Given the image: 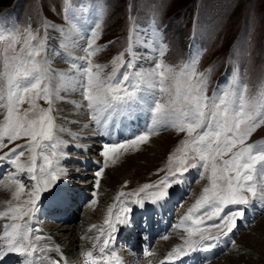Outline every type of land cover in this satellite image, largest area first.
<instances>
[{
  "label": "rangeland",
  "instance_id": "obj_1",
  "mask_svg": "<svg viewBox=\"0 0 264 264\" xmlns=\"http://www.w3.org/2000/svg\"><path fill=\"white\" fill-rule=\"evenodd\" d=\"M68 9H72L73 11L69 12ZM69 16L72 17L71 20L68 19ZM80 21H85L82 24H84L86 28L77 30L80 33L82 53V56L79 55L77 57V54L75 55L74 53L75 50L72 51L69 47V50H66V46L60 48L58 36L64 35L66 37L65 34L73 32V26L79 25ZM135 25H140L142 27L143 31L140 34L147 38L150 43L152 50L149 51V49H146L144 52L149 53V55L153 54V58H155L157 62L162 63L161 71L164 67H168L179 72L185 65L194 62L196 73L204 74L206 81L204 92L208 98L211 99L216 95H222L225 90L243 92L245 98L250 102L264 97V0H0V37H2L0 38V73L5 71L6 57L9 65L19 67L21 71H23L25 67H30L28 54L31 52L34 53L37 61L46 62L49 75L44 82L53 90L51 88L50 79L52 77L55 78L57 76L56 74L69 70L68 72L71 73V76L73 75V77H76L74 76L75 73L73 70H78L81 65L87 66L86 61L80 60L79 57H87L88 54L84 49L89 43V38L92 37L95 39V46L91 49L93 55L88 57V59L91 60L93 65L100 64L103 66L101 76L105 81L112 75L114 68L118 69L116 79H122V73L129 70L120 67L121 60L128 61L131 59L134 61L136 71H144V69L139 67L140 63L145 67L149 66L148 62H140L135 57V53L138 50L143 52L142 49L135 47L133 44L134 32H132V29ZM16 29H19L20 33L17 36L18 42L10 48L9 45L12 44L11 35L16 33ZM25 29L29 31H24ZM130 33L131 39L129 38ZM25 39L29 40L30 43L25 44ZM161 52H163L162 56L160 55ZM14 56L17 57L16 60L12 59ZM73 65L77 66L74 68ZM69 66L71 67L70 69L66 68ZM154 66L155 65L152 63L151 68ZM70 70H72V72ZM78 75V79L82 81L79 72ZM4 79L6 78L0 77V80ZM136 82L137 81L130 80L128 83L131 85ZM166 86L169 87L174 95L176 82L171 79L166 80ZM132 90V88H129V91ZM0 95L4 96V99L0 100V105H5L7 103L6 91L0 92ZM23 95H31L34 103L38 106L36 109L29 112V119H37L40 114L39 109L49 108L46 98H37L35 93ZM157 99L163 104L166 100L170 99V97L157 93ZM151 103L154 106V102ZM82 105V109H85L87 112L88 124L94 133L93 137L90 135L87 137L85 134H82L77 138L76 142H72L66 149H62L61 147L64 146L62 142L65 140L61 138L63 134H60L58 130L60 129V121H64L65 119L62 117L63 115H61L60 104L58 105L54 99L52 104L53 111L50 113V115L55 118L53 129L54 139L46 142V146H41L36 152L30 150L31 147H34V144L30 142V137L18 139L15 142L17 144H30V148L24 150L23 156L17 153V156L10 157V159H17L18 157V163L25 169L22 173L18 171L15 164H11L8 161L0 162V164L2 163L5 166L4 168H0V174H2L0 176V184L5 181L13 183L10 196L8 200L5 201V210L3 211V213L7 214V223L11 229H13L12 224H24L31 215L33 216V214L28 211L27 215L21 217L19 207H23L25 211L31 208V205L27 204L26 201L35 196L33 185L39 183L40 187L43 188L45 187L43 181L50 178L47 175L42 176L40 173L41 167H48L47 161L44 159L45 156L48 160L52 161L50 171L55 172L62 166V168L64 167L63 170L66 169L64 173L67 174L66 178L63 179L62 175H64V173L57 172L56 182L48 191L40 193V199L45 200L47 196L49 197L54 194L62 182H64V184L66 183L68 187L73 188L72 194L77 193L75 195L77 198L75 199L72 197L73 201L70 202L69 208L71 212L69 213L68 210L69 214H64L67 220L56 221L48 217L44 218L48 216V214H46L45 216H41L40 218L43 220L39 221L38 217L40 214L37 211V214L34 216L35 218L32 219L34 225L29 227V229L33 228L36 231L31 230L28 232L29 239L25 243L30 242V232L32 235L40 232L41 239L42 229L45 227L54 228L62 224L69 226L79 225L82 227L81 221L79 220H81L87 208L91 204L101 205L103 201V199L100 201L95 196H91V189L88 188V186H91V183L95 181V177L92 176V174L98 170V168L96 170V166L105 167V171H108L117 169L120 166V168H122L124 162L132 164L131 161H133L134 165L135 161L133 157L135 159L140 158L142 155L140 156L139 152H144V154H146L149 147H153L152 150L158 156V161L146 163L147 161L145 162L144 158L136 161L138 164L137 166H130L132 173L127 176L121 175L118 187L109 195L111 201L109 200L107 202V208L109 210L110 207L114 210L111 214L112 218H114L115 211L121 206V200L130 201L135 198L132 195H127V193L137 190L145 183L152 184L160 181V179L167 174L169 168H171L173 172L175 171L176 165L174 161L170 162L168 157L170 154H175L181 141L188 139L186 131L178 132L170 123L166 126L153 127V130L151 129L149 132L145 131L143 128H141L143 130H132L133 128L130 127L131 124L128 122V127L131 129L130 134L120 136L119 134H125L126 132L125 127L122 128L120 125V122L122 124L123 121L127 120L124 114L120 113L119 119H115L111 109L105 107L88 109L85 106V102H83ZM18 106L21 110L29 109L30 107L27 101ZM6 111V107L0 106V126L4 124L2 113H6ZM76 114L77 113H74V116L77 117ZM142 115L146 116L147 121H151L150 113L147 111L137 112L131 120L135 119L136 121V118H142ZM78 118L79 117L75 120L76 122H78ZM89 118L93 121L91 122ZM71 124L73 126L70 125V129L77 128L80 125L79 123ZM141 125L145 126L144 124ZM112 130H115V132ZM82 131L84 130L82 129ZM145 132L149 134V140L147 142L139 143L135 147H128L127 152H125L124 149H120L119 153L116 155L110 154L109 158H105L101 155L102 146L105 143H124L133 139L136 135ZM106 133L109 135L108 138L104 135ZM159 140L160 146L154 147V145L151 144L153 141L156 143L158 141L159 143ZM257 142L264 143V126L257 128V130L245 141V144ZM4 143L7 144L8 141L5 140ZM74 144L80 147H76L75 149V147H73ZM53 145H56V147L54 148ZM14 146L15 144L10 145V147ZM239 147L240 146L237 145V148ZM6 151V148H0V156H3ZM80 151H82V153H80ZM60 153H65V157L59 158ZM34 155L36 156L35 171L34 173H28L26 170L33 167L32 157ZM77 155L80 157L76 158H82L83 155L86 158L88 157L87 159H90V164L88 162L89 165H82L83 161L79 162L75 158ZM230 155L231 154H226L223 158L228 159ZM70 157H73V159H70ZM117 157L119 158L117 159ZM113 159L117 160L115 164L112 163ZM93 160L94 163L95 161H99L100 163L96 165L92 162ZM216 162L220 165L219 159ZM158 169L160 170L159 172H157ZM190 171H193V173L186 176V184L183 186L184 190L181 191V193L177 190L182 182L175 184L169 190L170 195L178 192L176 198L177 202L172 203V206H170L167 211L169 216L164 217L170 219L171 225L178 220L177 223L180 229H182L181 231H184V234L182 233L183 238H181V240L179 239L180 242L178 240L177 243L169 248L172 250L175 246L180 247L176 250L174 249L176 252H179L182 245L184 248L189 247L192 244V240L194 241L197 237H201V233H203L204 236L215 237L219 235L221 231H227L226 226H221L223 228L211 226V224L218 223L219 221H213L209 222V224H201L199 226L193 224L194 227L189 228L187 225L192 224L191 220L186 218L182 219L183 216L187 217L190 215L188 210L203 194L204 187H210V180L208 179L211 175L210 168L204 170L203 178L199 175L200 169H191ZM33 174L37 177L35 181L30 179ZM227 175L234 176L235 173L229 172ZM173 179L179 178L170 177L169 182ZM18 180L25 185V187L19 192L17 197L13 194L16 193L17 189L20 187V184L17 183ZM102 180L103 177L100 178V184ZM125 182H127V184H125ZM219 183H222V186L226 187V183ZM253 183L257 185L256 197H253L252 194L248 193L246 190L241 192L242 195L252 201L248 206L251 212L250 220L247 221L245 225L241 224L240 219L237 220L236 228L233 230V233L229 234L230 236L226 240L224 247L228 251V246H233L231 241L236 242L243 233H247L252 247L255 250L257 249L256 251L259 253L253 255L251 259H246L252 261L254 264H264V236L255 233L256 222L264 219V201L261 203V206L263 205L262 209L260 210L257 208V202L261 201L259 199V187L261 184H264V182H261L260 178L257 176L254 178ZM95 189L99 191V187ZM158 190L160 189L150 188V191ZM67 192L71 193L69 190ZM121 192H124L126 195L120 197ZM105 194L106 193H103L102 195L107 197L109 193ZM93 200L96 202L93 203ZM115 203H117V206L114 205ZM237 207L242 206L229 205L225 207L222 216L229 215L232 211L236 210ZM9 209H15L16 211L10 212ZM108 210L106 216L109 215ZM254 210L258 213H254ZM64 212L65 211L62 213ZM191 215H193L194 218L196 216H201V218H203L202 212H194ZM13 216L18 218L12 219ZM167 226L168 228L166 230H169L166 235L171 229L169 228L170 224H167ZM184 226H186V228ZM197 227L200 228L199 232L195 231ZM2 229L3 225L0 223V232ZM104 229V234L106 235V225ZM189 229H193L191 236H189ZM166 235L162 238L161 234H158L155 229L149 244L141 242V249L137 251L134 248L135 252L132 251V253L135 254V257L129 254L131 252L130 245H128L127 242H123V240L119 241L120 244L115 246L112 250L118 253V255L121 256V260H125V262L131 259L133 260L132 264H138V262H140V264H146L147 260H154L153 262L156 263L159 258L158 252H156L154 248L159 242L166 239ZM184 239L188 241L189 245L183 242ZM42 241L45 243L44 245H46L47 240L44 241L42 239ZM207 241L210 243L214 242V240ZM38 248L39 245H37L36 249L44 251L42 246ZM226 250L217 253L216 258L226 253ZM77 254L78 252H75L70 255L76 257ZM18 256L15 257V260L20 261L17 263L13 262L12 264H25L24 260L26 258H20L21 256ZM212 259L213 257L209 260ZM1 260H6V258ZM151 261L148 264H154ZM222 262L223 260L220 261V263Z\"/></svg>",
  "mask_w": 264,
  "mask_h": 264
},
{
  "label": "snow or ice",
  "instance_id": "obj_2",
  "mask_svg": "<svg viewBox=\"0 0 264 264\" xmlns=\"http://www.w3.org/2000/svg\"><path fill=\"white\" fill-rule=\"evenodd\" d=\"M72 12V9H68ZM71 16L68 17L71 20ZM15 27V26H13ZM24 31H29L25 29ZM143 29L140 25H135L132 32L137 34L142 33ZM16 33L11 35L12 45L18 42ZM2 38V37H0ZM129 38L131 39V33ZM25 44L30 43L29 40H24ZM95 46V39L90 37L87 47L84 49L87 52V57H79L80 60L86 61L87 66L81 65L78 72L81 74V92L85 106L88 109H99L105 107L111 109L113 112H120L124 114L125 118L131 119L137 112L147 111L151 116V125L148 128L150 132L153 127L166 126L169 123L176 128L178 132H187L188 139L180 142L175 154H170L168 160L175 163V171L169 168L167 174L160 179V181L152 184L145 183L137 190H133L127 195H132L135 198L128 200H121V206L115 211V219L112 218L113 209L109 208V217L103 221L107 226V238L104 236L105 229H101V236L96 239L103 240L104 247L99 250L103 254L109 244V241H115L116 234L125 227H131L133 223V211L135 207L143 209L146 204L157 205L165 201L170 195V189L180 182L186 173L191 169H200L199 175L204 176V170L211 169L210 187H204L203 194L195 201V204L188 210L189 214L186 219L191 220L194 225L209 224V222L219 221L213 223L211 226L221 228L226 226L227 231L215 237L204 236L201 233V240L219 241L221 237H226L236 228L238 219L245 217V207H237L229 215H223L225 207L229 205L235 206H249L250 201L241 192L246 190L251 193L253 197L257 196V185L253 183L257 176L264 181V143H248L245 141L254 133L257 128L264 126V97L259 100L248 101L243 92H234L225 90L222 95H216L213 98H208L205 95V77L204 74L196 73L194 62L185 65L179 72L171 68L164 67L161 71L162 63L157 62L153 58V68L136 71L135 62L129 59L128 61L121 60L120 67L127 68L129 71L122 73V79H116L117 68L113 69L112 75L105 81L101 73L103 66L100 64L93 65L88 57L93 55L91 49ZM140 47L148 48V43L141 41ZM123 55V54H121ZM163 55V52L160 53ZM147 57H144L146 59ZM16 60L17 57H13ZM141 59V57H137ZM28 62L30 67H25L23 71L17 66H12L7 63L5 58V71L0 73V77L6 79L0 80V92L6 91L7 103L0 105L7 108L6 113H2L4 124L0 126V148H6L3 156H0V162L8 161L15 164L19 172H24L25 169L18 163L17 159H10V157L24 155V150L30 148L29 143L17 144L18 139L30 137V142L34 144L31 147L32 152H36L41 146H46V142L54 139V120L50 115L53 111L52 104L56 93L51 90L44 81L49 75V70L46 62L37 61L34 53L28 54ZM76 67V65H73ZM95 69V70H94ZM174 80L176 82L175 94L171 92L166 86V80ZM137 81L129 85V81ZM132 88V91H129ZM35 93L37 98H46L49 104L47 109H39V116L37 119H29V112L36 109L38 106L34 103L32 96H25L23 94ZM123 93V94H121ZM157 93L168 95L170 99L165 103H160L157 99ZM4 96L0 95V100ZM27 101L29 109L21 110L19 104ZM151 102H154V106ZM8 143L5 144L4 141ZM149 134L147 132L136 135L133 139L124 143H105L102 146L101 155L109 158L110 154L116 155L120 149L127 152L128 147H135L139 143L147 142ZM15 144L14 147L10 145ZM237 145L240 147L237 148ZM55 148L56 145H53ZM79 148V145H73ZM235 149V150H234ZM226 154H231L228 159L223 157ZM119 157H117L118 159ZM48 167H41L40 173L42 176L47 175L50 178L43 181L45 187L41 188L39 183L33 185L35 193L34 198L26 201L31 205L27 211L23 207H19V213L22 217L27 215L30 211L33 216L38 211L36 205L40 199V193L48 191L52 188L57 180V172L64 173L62 168H58L55 172L50 171L52 161L45 156ZM220 160V165L217 160ZM33 167L28 168V173H34L36 166V156L32 157ZM196 161V162H193ZM116 159L112 160L115 164ZM99 164L100 162L97 161ZM105 171V167H98L94 173L95 182L93 187L98 188L100 178ZM160 170L158 169L157 172ZM229 172H234V176L227 175ZM170 177H178L169 182ZM35 181L37 177L33 174L30 177ZM223 182L226 187L222 186ZM20 187L13 195H19V192L25 187L18 180ZM127 184V182H125ZM150 188H159L158 191H150ZM259 199L264 201V184L259 187ZM124 192L120 193V197L125 196ZM93 203L96 201L93 200ZM208 209V210H205ZM10 212L16 211L9 209ZM194 212H202L201 216L195 218L191 215ZM6 216V214H4ZM18 217L13 216L12 219ZM32 216L24 224L14 223L12 228L14 234L11 239L7 240L8 252L20 253L22 256L31 257L33 251L36 250V243H25L28 241L29 224ZM92 227H95L93 225ZM38 231V230H37ZM189 236L192 235V229H189ZM195 231L199 232L197 227ZM9 234L5 232L7 237ZM35 239L38 241L40 237ZM198 241H193L192 244H197ZM233 245L235 241H231ZM99 247V245H94ZM191 251H210L217 247V244H209L207 248L198 249L189 246ZM237 245L236 249L239 250ZM55 251H59L56 248ZM186 252H181V255H186ZM86 256L92 259V264H101L100 260L93 256L92 251H88ZM112 256H116L113 252ZM171 257V254H169ZM37 259H40L39 257ZM47 259V257H44ZM25 264H32V261H26ZM48 264H56L55 261H49Z\"/></svg>",
  "mask_w": 264,
  "mask_h": 264
},
{
  "label": "bare ground",
  "instance_id": "obj_3",
  "mask_svg": "<svg viewBox=\"0 0 264 264\" xmlns=\"http://www.w3.org/2000/svg\"><path fill=\"white\" fill-rule=\"evenodd\" d=\"M83 22H85V21H80L79 25L77 24V25L73 26V29H72L73 32H70L68 34L63 33L66 35V37L64 35L58 36L60 48L61 47L64 48V46H66L67 47V48L65 47L66 50H69V48L72 51L75 50L74 53H75V55L77 54V57L79 55L82 56L81 44H80V41H81L80 33L77 30H83L86 28L84 26V24H82ZM141 41L148 43L147 49H149V51L152 50L150 43L148 42L147 38H145L142 34H137L136 32H134L133 44L135 45V47L143 50V52L138 50L135 53V57L136 58L138 56L141 57V59H138V61H140V62H144V63L148 62L149 66H146V67L143 66L141 63L140 64L138 63L139 67H141L144 70H148V69H151V64H152V60H153L154 55L153 54L149 55V53L144 52L146 49L139 46ZM144 57H147V58L144 59ZM79 64H80V62H79ZM66 68L70 69L71 67L69 66ZM68 71L69 70H65L60 74L55 73L57 76L55 78L52 77L50 79V84L52 86L51 88L53 89V92L56 93V95L54 96L55 102L58 105L60 104L61 115H63L62 117H64V119H65L64 121H60V123H59L60 129L58 130L60 134L61 133L63 134V136L62 137L60 136V137L65 140L62 142V144L65 147L62 146L61 147L62 149H66L67 146L70 145V143L76 142L77 138L82 134H85L87 137L89 135L92 137L94 136V133L88 124L89 120L87 118V112L85 111V109H82V107H83L82 104L84 101H83L82 94H81V81L77 77V76H79L78 70H75V69L73 70L75 73L74 76H76V77H73V75L71 76V73H69ZM70 71L72 72V70H70ZM74 113H77L76 115H77V117H79L77 120L78 122L75 121L77 119V117L74 116ZM113 113H114L113 116L115 117V119H119L120 112H113ZM140 114H142V113H140ZM117 115H118V117H117ZM142 116H143L142 118H136V121H135V119H132V120L127 119L128 121L127 120L123 121L122 124L120 122L121 127L122 128L125 127L126 132H125V134L124 133H122V134L118 133V134L120 136H125L127 134H130L131 129L128 127V122H130V124H131L130 127L133 128L132 130H138V129L143 128V129H145V131H148V128L150 126L151 121H147L145 115H142ZM90 121L92 122L93 120L90 119ZM71 123H79L80 125L77 128L75 127L74 129H70L69 127H70V125H72ZM141 124H144L145 126H143ZM82 129L84 131H82ZM143 129H141V130H143ZM113 132H115V130ZM107 133L104 134L106 138L109 137V135ZM115 137H116V135H115ZM151 144L154 145V147H156L160 144V140H159V143H158V141H157V143L153 141V143H151ZM75 149H76V147H75ZM152 149H153V147L152 148L149 147L148 151L147 152L145 151L146 154H144V152H139L140 153L139 155L140 156L142 155L141 157L139 156L140 158L135 159L133 157V159L135 161L134 165L137 166L138 164L136 163V161H139L143 158H144L145 162L147 161L146 163L157 162L158 156L156 155V153ZM80 153H82V151H80ZM75 154H76V152H75ZM136 156H138V155H136ZM63 157H65V153H60L59 158H63ZM76 157H80V156L77 155V156H75V158ZM87 158L84 157V155H83L82 158H76V159L79 162L83 161L82 165L86 166V165L90 164V162H89L90 159L88 160ZM95 158H97V157H95ZM70 159H73V157H70ZM88 162H89V164H88ZM92 162L94 163V160ZM131 162H132V164L124 162V165L122 168H120L121 167L120 166L117 169H111L108 171H104V173L102 174L103 176H101V177H103V180L101 181V184H99V191H97L93 187L95 181H93L91 183V186H88V188L91 189L90 190V192L92 193L91 196H95L100 201H101V199H103V201L101 202V205L91 204L87 208V211L83 215L81 214L82 217H81V220H79V221H81L82 227H80L79 225L78 226L77 225L76 226L75 225L69 226V225H64V224L60 225L59 227H54V228L45 227L44 229H42V238L38 241L35 240V237H37V236L40 237L41 233L38 232V234L34 233L32 235L30 232V236H31L30 242L36 243L37 245H39V248L42 246V249H44V251L36 249L35 251H33V254L31 257H28L26 255L22 256L20 253H12V252L7 251V249H8L7 240L12 238V235L14 234V231H13L14 229H11L10 226L8 225L7 218H6L7 214L3 213V211L5 210V203H6L5 201L8 200V198L10 196V191L12 189L13 183H10V181L9 182L8 181L2 182L0 184V223L3 225V229L0 232V262H1L0 264H5V263H2V260H1L4 258L9 259V260L12 259V263L13 262L17 263L20 261V260H18V261L15 260V257L18 255L21 256L20 258H26L24 260V263L26 261L30 260V261H32V264H48L49 261H53L54 259L59 260L60 264H92V259L86 256V253L88 251H92L93 256L98 258L100 260L101 264H132L133 260H131V259L127 260L126 262H128V263H126L125 260L122 261L121 256L118 255V253H116L112 249L115 248V246H118L120 244L119 241L125 240L123 242H127L128 245L130 244V248H131L130 251L131 252L129 254H131V255H133V257H135V254L132 253V251L135 252V250L138 251V249L142 248L141 242H143L145 240L143 229L146 226L150 225V221H148V219H146L147 216H145L146 220H141L138 216L141 214H149L150 211L157 209V207L160 204L152 205L149 203V204H146L143 209H141L138 206L135 207L134 211H133L132 226L131 227H125V228L121 229L116 234L115 241H111V240L109 241L108 247L103 254H101L99 248L104 247V242H103V240L98 241L96 239L98 236L102 235L101 229H104V227H105L103 221L107 217H109V215L106 216L107 215L106 213L108 210L107 202L111 199V198L109 199V195L112 194L114 192V189L118 187L119 182H120L119 178H121V175L127 176L128 174L132 173L130 166L133 165V161H131ZM94 164L98 165V163L96 161ZM4 167H5L4 164L1 163L0 168H4ZM98 167H99V165L96 166V170ZM61 168H62V166H61ZM80 172H81V170H80ZM192 173H193V171H189L182 178V184L180 186H178L179 189L177 190V191H179V193H181V191L184 190L183 186H185V184H186V176H188ZM66 174L67 173H64V175H62L63 179L66 178ZM1 175L2 174H0V176ZM92 176H94V173L92 174ZM89 180H90V178H89ZM260 181L264 182L262 180H260ZM68 190L71 193L67 192ZM72 191H73L72 187H68V185H66V183L64 184V182H62V183H60V187L57 188V190L54 192V194H52L49 197L47 196V198L45 200L40 199L36 205V207L38 209V213L40 214L38 217V220L42 221L43 219H41L40 217L45 216L46 214H48V216H45L44 218L48 217V218H51V219L56 220V221L67 220V219H65L64 214L67 215L71 212L69 207H70V202L73 201L72 197H74L75 199L77 198L75 196L77 193L72 194ZM103 193H106V194L109 193V194L107 197L106 196L104 197L102 195ZM177 194H178V192H175V193L171 194L170 196H168V198H171ZM165 201H163L162 204L166 203ZM262 202L263 201L257 202V208H259L260 210L262 209V206H263V205L261 206ZM171 204L172 203L170 202L169 206ZM114 205L117 206V203H115ZM61 206H63L62 209H59ZM167 209H168V206L166 207V210ZM68 210H69V213H68ZM256 210H254L255 211L254 213H258V212H256ZM63 211H65L66 213L65 212L62 213ZM50 212H52V213H50ZM4 214H6V216ZM36 214H37V212L35 213V215ZM34 216H32V219L35 218ZM168 216L169 215L167 214L166 217H168ZM185 218H186V216H183L182 219H185ZM113 219H115V217ZM163 220H164V218L161 221H163ZM249 220H250V215H248V213H246L245 218L241 220V224L245 225L246 222ZM26 221H28V220H26ZM177 222H178V220H176L174 223L172 222L173 224L171 225L170 219L167 218L163 222V224L161 223L162 225L160 224L159 227L157 226L158 227V229H156L157 233L161 234L162 238L165 237L167 231L169 230V229L166 230L168 228L167 224H170L169 228H171V229L168 232V234L166 235V239L159 242L154 248V250H156V252H158L159 260H157L156 263L153 262L154 260L153 261L147 260L146 264H148L150 261L154 264H173V263L174 264H184L186 261H188V264H193V261H192L193 259L198 260L197 255L200 252V250L199 251H191L190 247L184 248L182 245V248L179 250V252L183 251V252H186L187 254L181 255V253L174 251V249L176 250L180 247L175 246V247H173L172 250L169 249L172 245L177 243V241L179 239L181 240V238H183L184 231L183 232L181 231L182 229H180ZM33 225H34V222L31 220L29 227H31ZM93 225H95V227H92ZM255 225H256V227H255L256 232L255 233H257L258 235L264 236V219L256 222ZM187 226L189 228L194 227L193 224L187 225ZM184 227L186 228V226H184ZM221 228H223V227H221ZM31 230L36 231L33 228ZM5 232H7L9 234L7 237L5 236ZM152 233H153V229H152ZM104 236H105V238H107V233H106V235L104 234ZM42 239L44 241L47 240L46 245H44L45 243H43ZM180 240H179V242H180ZM194 241L199 242L197 244H191V246L195 247V248H199L200 246H204L208 243V241H206V240H201V237H199V238L197 237V239H195ZM183 242H185L187 245H189L188 241L186 239H184ZM192 242H193V240H192ZM223 243H221V246L224 247ZM97 244L99 245V247H94V245H97ZM237 245L240 246L239 250L236 249ZM56 248H59V251H55ZM134 248H135V250H134ZM204 248H206V247H204ZM213 250L214 251H212L211 253H207V252L202 253V254H200V256L205 255V254H209V255L210 254H216L218 247H214ZM225 250H226V248H223V251H225ZM256 250L252 247L250 238L248 237L247 233H245V234L243 233V235H241L236 240L235 245H233V246L229 245L228 246V251L226 250L227 251L226 253L221 254V256H219V258H216L217 256H215L213 259H215V258L216 259L215 260L212 259L213 261L212 260H209V261L204 260V262L200 263V264H207L208 262H209L208 264H241V263H243V264H254L252 261H248L246 258L251 259V257L253 255H255L256 253H259ZM73 252L74 253L78 252L76 257H73V255L72 256L70 255V254H74ZM113 252L116 253L115 257L112 256ZM169 254H171V257H169ZM189 254H190V256L188 257ZM10 256H12V257H10ZM127 256H130V255H127ZM38 257L40 259H37ZM44 257H47V259H44ZM147 259H150V258H147ZM222 260H223V262L220 263V261H222ZM210 261H212V262H210ZM138 264H140V262H138Z\"/></svg>",
  "mask_w": 264,
  "mask_h": 264
}]
</instances>
